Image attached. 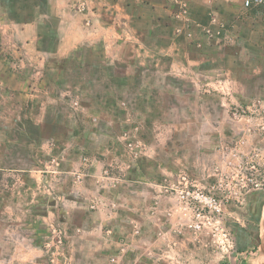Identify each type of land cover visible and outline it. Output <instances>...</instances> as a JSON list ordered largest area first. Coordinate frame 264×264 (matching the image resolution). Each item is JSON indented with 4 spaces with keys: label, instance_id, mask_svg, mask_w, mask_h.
<instances>
[{
    "label": "rangeland",
    "instance_id": "1",
    "mask_svg": "<svg viewBox=\"0 0 264 264\" xmlns=\"http://www.w3.org/2000/svg\"><path fill=\"white\" fill-rule=\"evenodd\" d=\"M107 1L121 45L53 61L44 126L28 111L0 128V142L19 140L0 145V163L37 168L0 171L10 195L0 264H264V4ZM57 27L42 22L44 48L57 45ZM108 55L112 66L94 61ZM85 167L93 173L80 175ZM64 179H88L93 191L65 194ZM118 185L149 221L79 219L77 206L101 215L103 195L112 212L124 207L113 199ZM188 191L214 195L221 212L192 204ZM126 229L116 244L113 231Z\"/></svg>",
    "mask_w": 264,
    "mask_h": 264
},
{
    "label": "crops",
    "instance_id": "2",
    "mask_svg": "<svg viewBox=\"0 0 264 264\" xmlns=\"http://www.w3.org/2000/svg\"><path fill=\"white\" fill-rule=\"evenodd\" d=\"M19 1L20 9L17 8L16 11L22 13L19 15L27 17L26 19H14L12 14L16 11L12 10V8H16L17 5L10 4V6L6 8L3 5V0H0V128H6L7 125L9 126V117L11 114H14L13 116L15 117L17 113L22 114L28 111L32 119H39L40 123H38L37 126H44L45 121L40 120V117L47 112L45 98L50 92L48 74L50 65L53 61L67 59L75 55L80 49H89L92 54L94 53V55H96L100 49V46H98L99 44H104L103 46L106 49L111 47L114 49L122 43L119 39L113 38V34L116 36V34L120 33L118 32V23L113 18L115 13L113 10L115 6L113 2L111 3L107 0H46V5H43V7H45L44 9L38 5L32 6L31 9L28 10V8L21 9L23 8L22 1L24 0ZM138 1L146 3L149 7H154L156 4L154 0ZM106 5L108 7H106ZM46 18H55L58 21V42L55 48L52 47L49 50L43 47L41 37L42 22ZM24 52L28 53L29 58L34 56L33 59H28L26 55H24ZM21 54L24 57H22ZM35 54H38V57L37 55L35 57ZM39 55H41V57H39ZM110 56L111 55H108L105 60L103 58L101 59V56H95L94 61L98 64L106 63L112 66L115 63V59ZM79 62L81 63V61ZM32 69H35L34 71L37 72L32 74ZM62 71L63 70H58L57 75L59 79L62 76ZM8 114L10 115L8 116ZM51 139L48 138L44 143L50 145L58 141L61 143L68 142V140H64V138ZM10 141L14 143L19 142L17 137H9L7 142H0V145H6ZM2 155L5 157L7 156L5 151H0V158H2ZM53 157L54 156L50 158V155L47 153L46 160L52 159ZM98 161L101 163L104 161V158L99 157ZM36 169L37 168L33 167L30 169H23L21 167L18 168L16 165L6 166L0 163V171L4 172V174H6V171L21 172L23 170H25V172L31 170L32 173V171ZM79 169L81 168H75V171ZM72 171L74 170L72 169ZM133 172L138 173L137 168H134ZM87 173L92 174L93 172L91 173V170L85 167L82 169L80 175ZM29 176L33 178L32 176L34 175L29 174ZM135 177L137 176L127 177V181H129L128 184L135 181L139 182L138 180H134ZM140 179L143 180L144 178L140 177ZM87 180L88 179H85V183L88 182ZM79 181L78 184L73 185L64 179V182L61 183V191L65 194H68V192H76L77 190L91 191L92 193V189L90 190L85 183V185H82ZM140 184L141 185H138L139 188L142 187L146 189L147 192L149 191L148 187L142 185V183ZM18 191L16 190V192ZM113 191V199L118 204L125 205L124 207H121V209L119 208L116 212H112V209L110 210L108 208L109 206L104 205V202L109 203V200L106 195H103L95 200V205L101 211V215L98 213H87L85 209L77 206L78 209H75V212L81 214L79 219H98L101 216L103 220H110V217L117 218L119 215L125 216L127 219H111L115 220L116 223L120 225H122V222L124 224V222L127 223L131 221H138L139 223H142L143 220L149 221L148 219H144L145 216L151 219L150 212L134 213L133 210H131L134 209L130 206L133 205L134 199L127 191L123 190V187L120 190V185H118ZM8 198H10L9 190L4 189V187L2 189L0 188V219H8L5 211L6 208L10 207ZM75 202L77 203L79 201ZM70 207H72V205ZM147 208L149 209V206ZM104 209L106 211L110 210L111 216L106 215ZM89 213L91 217L90 215L87 216ZM161 217L162 214L159 211L158 219H161ZM123 227L125 226L122 225V228ZM113 232L111 239L114 240L116 244H118L117 240L120 238V235L124 236L130 233L129 229ZM139 240L142 241V237H140Z\"/></svg>",
    "mask_w": 264,
    "mask_h": 264
},
{
    "label": "built area",
    "instance_id": "3",
    "mask_svg": "<svg viewBox=\"0 0 264 264\" xmlns=\"http://www.w3.org/2000/svg\"><path fill=\"white\" fill-rule=\"evenodd\" d=\"M264 4V0H244L246 8ZM55 161V158H53ZM192 204H199L202 208H208L210 211L221 212V201L212 194L202 191H188L187 196Z\"/></svg>",
    "mask_w": 264,
    "mask_h": 264
},
{
    "label": "trees",
    "instance_id": "4",
    "mask_svg": "<svg viewBox=\"0 0 264 264\" xmlns=\"http://www.w3.org/2000/svg\"><path fill=\"white\" fill-rule=\"evenodd\" d=\"M13 1H15V0H13ZM24 3H25V5H24ZM24 3H23V9L28 8V10H29V9H31L32 6H38V5L42 8V6L44 4L46 5V0H24ZM19 14H22V13L16 11V12H14V14H12V17L16 20L27 18V17L20 16Z\"/></svg>",
    "mask_w": 264,
    "mask_h": 264
}]
</instances>
